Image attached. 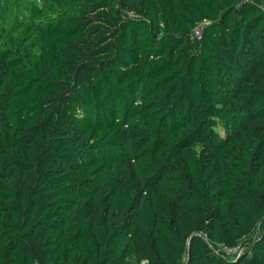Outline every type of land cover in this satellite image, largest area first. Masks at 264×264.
<instances>
[{"label": "trees", "instance_id": "obj_1", "mask_svg": "<svg viewBox=\"0 0 264 264\" xmlns=\"http://www.w3.org/2000/svg\"><path fill=\"white\" fill-rule=\"evenodd\" d=\"M0 264H264V0H0Z\"/></svg>", "mask_w": 264, "mask_h": 264}, {"label": "built area", "instance_id": "obj_2", "mask_svg": "<svg viewBox=\"0 0 264 264\" xmlns=\"http://www.w3.org/2000/svg\"><path fill=\"white\" fill-rule=\"evenodd\" d=\"M196 33L199 34V30H197ZM222 251L226 255H230V256L240 255L244 251V247L241 245H237V246H233V247L224 246Z\"/></svg>", "mask_w": 264, "mask_h": 264}]
</instances>
